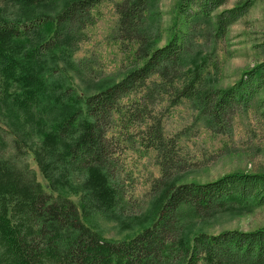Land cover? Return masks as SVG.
<instances>
[{
  "label": "trees",
  "instance_id": "1",
  "mask_svg": "<svg viewBox=\"0 0 264 264\" xmlns=\"http://www.w3.org/2000/svg\"><path fill=\"white\" fill-rule=\"evenodd\" d=\"M6 1L19 13L9 20L0 9V74L18 85L19 94L3 104L13 125L23 123L38 134L36 159L51 192L34 174L28 177L0 161V264H264V227L201 232L193 238L186 231L188 217L242 216L264 207V173L234 172L209 183L180 184L164 168L156 184L162 199L154 220L138 234L110 241L85 222L88 213L115 210L118 192L108 171L113 143L107 132L111 119L120 117L122 100L133 93L148 88V100L171 93L174 105L193 101L208 128L219 134L239 109L253 108L264 119V59L222 89L205 80L203 51L192 57L199 41L225 39L256 0L221 12L228 0H180L170 39L161 47L147 25L155 0L117 2V36L135 46L134 68L86 98L47 80L44 58L68 54L74 26L108 0ZM59 1L63 7L56 17L36 14ZM256 48L264 56V37ZM153 78L159 82L148 87ZM138 115L129 123L145 121L144 114ZM143 133L165 161H174L160 121ZM75 176L83 178L79 187L72 185ZM71 192L82 194V213Z\"/></svg>",
  "mask_w": 264,
  "mask_h": 264
},
{
  "label": "rangeland",
  "instance_id": "2",
  "mask_svg": "<svg viewBox=\"0 0 264 264\" xmlns=\"http://www.w3.org/2000/svg\"><path fill=\"white\" fill-rule=\"evenodd\" d=\"M119 1L102 3L82 23L74 26L68 54L44 58L47 80L63 83L86 98L120 82L134 68L135 46L122 44L117 36L119 17L115 5ZM179 1L155 0L147 25L160 40V47L170 39ZM246 1L228 0L218 12ZM62 7L63 2L59 1L48 10H37L36 14L56 17ZM0 9L5 10L9 20L18 19V8L10 6L6 0H0ZM263 37L264 0H256L246 15L230 28L225 39L216 43L199 41L192 57L197 58L203 51L200 58L205 60V80L217 88L228 89L244 72L264 59L256 48ZM155 81L159 82L153 78L148 87ZM150 92L148 88L142 89L123 99L122 121L115 115L107 132V139L113 143L108 171L118 192V201L115 210L88 213L85 221L106 240L121 242L152 223L162 199L156 184L164 178V168L180 184L209 183L234 172L264 173V119L253 108L239 109L219 134L208 128L205 117L200 115L193 101L182 100L174 105L171 93H156L148 100ZM18 94V85L7 83L0 74V161L10 163L28 177L34 174L37 183L50 193L49 182L36 159L40 143L38 134H31L30 128L23 123L13 125L6 114L3 102L10 95ZM134 113L144 114L145 121L130 124V116ZM158 121L174 161H165L162 153L144 139L143 132ZM72 181V185L79 187L83 178L75 176ZM68 195L82 213V194L71 192ZM186 223V231L192 238L201 232L255 231L264 227V207L242 216L223 215L210 220L188 217Z\"/></svg>",
  "mask_w": 264,
  "mask_h": 264
}]
</instances>
